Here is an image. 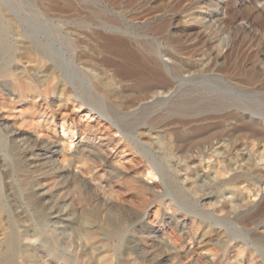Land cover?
<instances>
[{"label": "rangeland", "instance_id": "obj_1", "mask_svg": "<svg viewBox=\"0 0 264 264\" xmlns=\"http://www.w3.org/2000/svg\"><path fill=\"white\" fill-rule=\"evenodd\" d=\"M0 9L7 10L24 33L10 68L27 67L32 76L37 63L53 59L52 77L59 91L71 97L56 105L47 97L45 106L42 97L18 98L0 84V97L15 107L0 109V143L6 145L0 156L18 154L21 143L30 147L38 131L48 134L40 142L64 143L67 152L92 144L99 159L75 162L73 167L93 166L88 180L101 185L110 181L112 189L99 186L95 194L120 206L122 213L133 208L146 213L119 249L114 239L105 244L87 235L90 229L106 234L102 225L37 221L31 200L40 201L44 213L70 205L76 212L93 214L96 202L74 178L48 164L37 167L29 160H15L16 167L28 163L30 168L24 177L0 173V202L27 217L16 224L0 221V263L104 264L112 259L113 264H195L198 259L196 264H264V0H0ZM195 14L205 17L207 26L189 18ZM105 17L118 19L132 36L155 42L171 59L163 57L157 66L147 63L128 39L98 24ZM3 62L0 51V65ZM3 80L6 77H0V83ZM155 86L169 92L155 93ZM215 98L223 102L214 111L197 108L180 114L171 108L176 99ZM115 107L120 113H113ZM98 111L113 125L103 123ZM44 113L53 120L46 122ZM5 124L23 135L10 134ZM220 126L223 129L214 130ZM148 128L157 136L152 146L159 149L156 159L165 169L161 179L151 162L139 161V167L150 171L144 181L159 183L153 195L110 174L112 167H130L135 159L120 130L146 139L143 132ZM216 136L226 140L228 149L209 157L203 146ZM168 138L172 151L164 150ZM122 146L125 153L120 154ZM1 162L5 167L7 162ZM194 164L198 166L191 172H199L198 183L185 179ZM215 169L227 172L213 181L202 175ZM231 198L238 202L235 211ZM192 217L200 223L194 230L186 224ZM153 229L179 237L195 253L166 255L148 238ZM203 230L213 238L208 244L196 239ZM86 242L91 247L82 259Z\"/></svg>", "mask_w": 264, "mask_h": 264}, {"label": "bare ground", "instance_id": "obj_2", "mask_svg": "<svg viewBox=\"0 0 264 264\" xmlns=\"http://www.w3.org/2000/svg\"><path fill=\"white\" fill-rule=\"evenodd\" d=\"M6 11L0 9V51H1V54L3 57V61H4L3 64L0 65V77H6L7 80L1 81L0 84L2 86H5L7 88V90L12 95L13 94L17 95L18 98H27L26 95H29L30 97H32L31 99H33V100L35 97H37V98L42 97L43 101H44V103H42V104H44L45 106L48 105V103L46 102L47 97H50V99H51L50 101L53 102L51 104H53V105L54 104L55 105L60 104V103H62V101L69 100L71 98L70 95L67 94L66 92H63L62 90L59 91L57 82H55L54 77H52V66L55 65L53 59H51L50 62L37 63L36 67L34 69L31 68L33 70L32 76L29 74L28 70L26 69L27 67L26 68L25 67H22V68L17 67L14 69L10 68L11 63L15 60L14 51L17 50V47H18L17 42H19V41L23 42L22 39L24 37L23 36L24 33L15 25L14 20H13L15 18H13V16ZM189 18L192 21L199 22L203 26H207L206 22H204L205 17H203L201 14H195V15L190 16ZM58 19H60V18H58ZM98 24L103 26L109 33L114 34V35L123 36L124 38L128 39L127 43L134 46L138 50L142 51L144 53V56H143L144 61H146L149 64H152L153 66H157L160 59H162L163 57H166L167 60L171 59L170 56H168L166 53H164V51L160 48V46L158 44H156L155 42H150V41L144 40L140 36L139 37L132 36L130 34V31L127 30L128 28L126 29L124 27V25L120 21H118V19H116L114 17L102 18V20L101 19L99 20ZM85 25H87V24H85ZM10 38H13V40H14V41L12 40L13 43H8V39H10ZM39 52L43 56L47 55L45 50H43V49H39ZM154 92L162 94L165 92H169V89L168 88H165V89L159 88V87L155 86ZM222 102H223L222 99H216V98L214 100H212V99L211 100H208V99L202 100L201 99V101L200 100L195 101V100H191V99H176L174 102H172L171 108L180 114L185 113L186 110H189V109L194 110L197 108H198L197 110H200L202 108H206V109L208 108L209 110L214 111L215 109H220L218 107L221 106ZM224 105H225V103H224ZM32 106H33V104H32ZM42 107H43V105H42ZM3 108H6L8 110H14L15 109V107L13 105H11L8 98L0 97V109H3ZM203 110H205V109H203ZM202 112H200L199 114H201ZM113 113L118 114L120 112H119L118 108L115 107V108H113ZM105 115H102V116H104V122L103 123H105V124L109 123V125L111 124V126H112L113 123ZM44 116H45L44 119L46 122H50L53 120L52 114L44 113ZM30 123H32V120H30ZM2 124L3 123H0V126H2ZM6 127L8 128L9 126L6 124L3 125V128H6ZM221 128L223 129V127L220 126V128L218 127L214 130H216V131L219 129L221 130ZM214 130H212V131L214 132ZM7 131L14 136L23 135V133L16 131L15 129L8 128ZM120 131L122 133V136H124V138H125L126 145L131 146V151H133V153H134L133 157H135V159L134 160L131 159L132 160V166L130 165V167L122 166L123 169L112 167L110 169V174L114 178H118V179L122 178L124 181L129 182L132 185H134L135 187L140 188V190L142 192L149 191L153 195L155 193V191H157V189L159 187L158 186L159 183H154L153 185H148V183L146 181H144L143 176L146 175V173L150 174V171H146L144 166L139 167L138 164H139V161L140 162H145V161L151 162L153 168L161 176V179L163 178V175L165 174L164 166L161 165V163H159L156 159L157 155H158L157 153L159 152L158 151L159 149L157 150V148L155 149L152 146V143H154L156 141L157 136L153 134L154 132L152 131V128L151 129L148 128L147 130H144L143 133H144V136L146 137V139H142L137 135H134L133 137H129L127 135V133L123 132L122 130H120ZM43 135H45L48 138L47 133H43L40 131H38L37 134L32 136L33 137L32 138L33 144L30 147H28L29 145L27 146L24 143H21L20 145L22 148H21L20 152L14 156H12L9 153H7L6 155H3L2 157L0 156L1 161L7 162L5 167L2 166V164L0 165L1 166L0 167V173L5 175V176H8V175L16 174L18 172L19 173L18 175L24 177L26 175V172L30 168V167L27 168L29 164H31V165L34 164V166H37V167L40 164H48L50 168L57 170L59 172H63L68 177L74 178L78 184L84 186L85 192L90 194V199H92V201L96 202V206H95L96 212L91 214L87 211H83V209H80V208H83V206L79 207L80 210H78L76 212V210L74 211L73 209H71L70 205H67L62 209V211L44 213L43 210L39 207L40 201L38 202L36 200H31V202L29 201V203H33L35 205V211L38 213L36 218H33V219H36L37 221H40V222H51V223L64 222V223L68 224L71 222H77L78 224H81V225L82 224H99V225H102L105 228H107L106 234H101L96 229H90L86 232L87 235L91 239L98 240V241L101 240L105 244H109L114 239V240H116L114 242L115 249H117V248L119 249L121 247V245L123 244V240L129 238V235H130L129 231L131 230V227H134L135 225L140 224L143 221V219L145 218L146 213H140L139 210L134 209V208H133V210H131V213H126V212L122 213L123 210L120 206H117V204L111 203V201L106 200V198H100L95 194L96 190L99 186L101 188H103V186H107V188L112 189L110 181H107V183L105 185H101L100 183H95V182H92L91 180H88L86 175L93 169V166L89 165L87 168H80L77 170H76V167H73L75 162L87 160L89 162L94 163L96 161V159H99V153H98L99 151L97 148H95L94 145L84 143L82 146H79L74 151L67 152L64 149V143L62 144V146H60V144H58L56 142H49V143L43 142V141L40 142L39 138ZM231 139L233 140L232 143L234 144V146L237 145L234 136H231ZM106 141L108 142L110 140L107 139ZM172 143L173 142L170 139L166 140L164 143L165 144L164 150H166V151L171 150L172 151V148H173ZM112 144H113V146H116L117 142H113ZM32 146H34V147H32ZM125 146H122L120 148V150H119L120 154L125 153V148H124ZM203 147L205 148L204 154L209 156V157H211L212 154L219 157L221 154L224 153V151H227V149H228V145L226 143V140L224 138L219 137V136L211 138ZM3 148L6 150V145L3 142H1L0 143V149H3ZM19 159L20 160H26V161L29 160L30 162H29V164L25 163L19 167H16L14 162H15V160H19ZM206 162H211V159L207 158ZM119 163H121V162H119ZM199 163L201 165V162H199ZM123 164H124V162L122 163V165ZM197 166H198L197 164L191 165V167H189L190 170H188V171L191 172V169H193L194 167H197ZM186 169H188V167ZM222 169H224V167ZM225 173L221 174L218 169H215L214 171H211V172L210 171L205 172V174H202V175H204V177L206 176V178L208 177L210 180L213 181L216 178L221 179L220 177L225 175ZM199 175H200L199 172L195 170V171H192L190 173V176H185V179L187 177H190V179H192L193 182L198 183L197 181H198ZM218 181H221V180H218ZM202 183H204V182H202ZM35 187H36V185H35ZM41 194H43V193H41V192L40 193H36V192L32 193L33 196H37V195H41ZM57 196H59V195H57ZM228 202L230 203L231 208L233 210L238 207V202H236V200H233L231 198V200H229ZM64 205H66V204H64ZM50 208H52V206ZM47 209H49V208H47ZM221 210H223V209H221ZM3 213H4V216H3ZM26 217L27 216L20 214V212L11 210V208L9 206L0 202V221L3 218H5L6 220L11 222L12 224H16V223H19L20 221H23L24 219L26 221ZM193 217H195V216H193ZM193 217L190 218L189 223H186L189 226V228H191L192 230L198 228V226L200 224ZM177 222H180V224L183 227H184V225H186L185 221H182V219H177ZM77 227H78V225H77ZM83 228H84V226H83ZM67 229H68V227H67ZM76 231H78V230H76ZM189 231H190V229H189ZM159 232H158V230L153 229V230L148 231L147 236H148V238H150L151 243L156 242L158 247H160L163 250L161 252L165 253L166 255H173V256L177 257V256H181L182 253L183 254L195 253L194 249L188 248L186 246V244H184L179 237H176L175 235L169 234L167 232H164L161 234ZM72 235H73V232H72ZM207 237L208 236L206 234V231L203 230V231L198 233V235L196 236V239H198V241L203 242V244H208V243H210V241L213 240V238H209V237L207 238ZM81 238H83V237H81ZM85 238H87V237H85ZM66 241H68V240L66 239ZM88 244L89 243H87L86 245L83 244L84 249L80 255L82 257V259L88 253V252H86V250H89L90 245H88ZM76 246H78V244ZM90 250H92V249H90ZM130 251H131V249H130ZM142 256H144V255H142ZM87 257H89V256H87ZM111 260L107 259L104 264H113V262ZM196 261L198 262V259L195 260V264L197 263ZM96 262H98V261H96ZM0 264H12V261L8 260L7 262L0 263ZM69 264H79V261L78 260L71 261V262H69Z\"/></svg>", "mask_w": 264, "mask_h": 264}]
</instances>
